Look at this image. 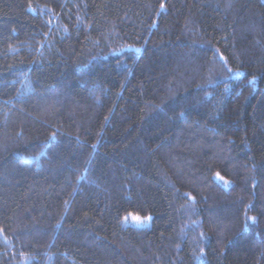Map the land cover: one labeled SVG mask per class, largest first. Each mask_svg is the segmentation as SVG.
Instances as JSON below:
<instances>
[{"label":"trees","instance_id":"obj_1","mask_svg":"<svg viewBox=\"0 0 264 264\" xmlns=\"http://www.w3.org/2000/svg\"><path fill=\"white\" fill-rule=\"evenodd\" d=\"M0 264H264V0H0Z\"/></svg>","mask_w":264,"mask_h":264},{"label":"rangeland","instance_id":"obj_2","mask_svg":"<svg viewBox=\"0 0 264 264\" xmlns=\"http://www.w3.org/2000/svg\"><path fill=\"white\" fill-rule=\"evenodd\" d=\"M149 217H139V216H131L129 217V222L135 225H143L148 222Z\"/></svg>","mask_w":264,"mask_h":264},{"label":"water","instance_id":"obj_3","mask_svg":"<svg viewBox=\"0 0 264 264\" xmlns=\"http://www.w3.org/2000/svg\"><path fill=\"white\" fill-rule=\"evenodd\" d=\"M131 49H133V50H138L139 48H138V47H136V48H131Z\"/></svg>","mask_w":264,"mask_h":264},{"label":"snow or ice","instance_id":"obj_4","mask_svg":"<svg viewBox=\"0 0 264 264\" xmlns=\"http://www.w3.org/2000/svg\"><path fill=\"white\" fill-rule=\"evenodd\" d=\"M253 220H254V218H253Z\"/></svg>","mask_w":264,"mask_h":264}]
</instances>
